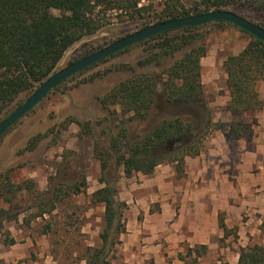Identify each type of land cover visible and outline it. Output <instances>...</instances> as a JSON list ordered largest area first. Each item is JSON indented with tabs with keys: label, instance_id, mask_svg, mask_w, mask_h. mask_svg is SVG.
<instances>
[{
	"label": "trees",
	"instance_id": "16d2710c",
	"mask_svg": "<svg viewBox=\"0 0 264 264\" xmlns=\"http://www.w3.org/2000/svg\"><path fill=\"white\" fill-rule=\"evenodd\" d=\"M142 1L148 0H0V112L13 104L18 105L17 110L22 97L32 95L56 71L69 49L110 25L109 12L117 13L122 21L144 20L148 15L149 20L157 19L155 24L210 11H231L243 17L233 11L237 6L264 12V0H167L160 12H155L152 5L141 6ZM55 10L59 15L53 13ZM150 26L147 22L144 28ZM228 26L238 28L218 21L157 34L84 69L55 88L134 49L141 48L144 53L134 62L116 65V71L127 74L126 79L98 98L103 121L97 127L102 128L103 135H109L107 142L96 140L91 123L68 119L60 125L66 131L76 124L85 135L95 139V155L101 167L99 183L103 187L92 194V201L104 206L105 226L100 234L101 246H87L81 253L86 264H110L121 236L127 233V203L118 200L117 184L122 176H151L163 164L174 165L176 173L183 176L186 158L199 156L216 131L224 134L232 151L241 140L251 142L256 136L258 115L264 109L259 90L264 81V41L238 28L251 40L240 53L227 56L223 63L230 98L225 111L230 122H214L204 96L201 62L209 52L210 29ZM178 54L182 57L171 62ZM88 55L89 51L85 53ZM95 78L93 75L81 83ZM118 112L124 119L116 132L113 125ZM247 116L252 117L250 121ZM134 121L145 124L131 133L127 124ZM40 138H33L27 150L36 149ZM13 172L10 168L0 174V228L5 223H18L21 217L29 226L35 219L52 215L66 199L87 190V177L83 176L80 182L59 183L42 193L33 180L15 183ZM25 190L36 192V201L22 208L17 200ZM219 227L224 233L222 242L238 235V228L226 225L224 213L219 214ZM4 244L15 245L16 240L6 239ZM207 250L206 245H197L178 257L185 264H199ZM237 253V264H264L262 244L240 247ZM193 254L195 258L190 260Z\"/></svg>",
	"mask_w": 264,
	"mask_h": 264
},
{
	"label": "rangeland",
	"instance_id": "374dc122",
	"mask_svg": "<svg viewBox=\"0 0 264 264\" xmlns=\"http://www.w3.org/2000/svg\"><path fill=\"white\" fill-rule=\"evenodd\" d=\"M166 1H142L141 6L152 5L155 12H160ZM233 11L254 23L264 25V12L238 6L234 7ZM53 13L59 15L56 10ZM146 16L144 20L122 21L117 17V13L109 12L107 18L111 24L69 49L55 72L86 57L85 53L88 51L90 54L95 53L117 40L144 29L147 22L150 25L156 23L157 19L149 20L148 15ZM250 40L248 35L232 26L210 29L207 39L209 52L202 70L205 80L204 96L216 122L231 121L229 113V118L224 115L226 112L223 106L230 98L226 89L223 63L227 56L240 53ZM143 54L141 48L134 49L131 53L102 63L59 89L53 90L1 138L0 174L13 168L12 179L15 183L33 180L37 191L42 193L54 189L59 183L70 185L80 182L81 178L86 176L87 190L84 194L66 199L57 206L52 215L35 219L29 226L23 222L24 217H21L18 223L11 222L0 228V264H86L81 260V253L85 247L101 246L100 234L105 226V209L103 205L92 201V194L103 187L99 183L101 167L95 155V139L85 135L76 124L70 125L66 131H63L60 125L68 119L91 123L94 126L96 140L101 143L107 142L109 135H103L102 128L97 127V123L103 121L98 98L106 95L119 82L126 79L127 74L124 71H116V65L134 62ZM181 57L182 54H178L171 62ZM93 75L96 76L94 81L81 83ZM30 96L31 94L22 97L20 103L23 104ZM17 106L13 104L0 112V122L12 114ZM251 118L247 116L246 119L250 121ZM115 119L116 123L113 127L118 132L122 128L121 122L124 117L118 112ZM104 124L102 127L105 126ZM143 125L138 121L127 124L131 133ZM39 135L41 138L36 149L27 150L30 141ZM210 142V140L206 142L203 151L211 147ZM235 152L237 150L232 151L233 154ZM165 168L174 174L173 181L180 187L184 174L182 176L176 173L172 164H163L160 169ZM138 174H135L131 180L122 176L117 184L118 200L127 203L124 212L127 233L121 236V244L116 247L110 264H185L179 260V254H186L189 247H195L197 244L191 246L194 242L189 244L187 241H182L179 243L180 250L172 252L169 249L168 243L165 242L166 231L168 225L176 220L166 223L154 217L162 211V203L157 199H165V194L168 192L155 188L153 192L157 193L156 197L135 189L134 184L140 182ZM252 200L257 199L251 196L248 205L251 210L247 209L241 214L242 221L248 222V225L245 228H238L240 234H233L223 242L222 238L213 237L206 245L208 250L199 259V264H237L239 257L237 252L240 247H248L256 243L264 245V213L260 212L259 206L252 204ZM34 201H36V192L25 190L23 194H19L17 204L25 208ZM31 212L26 214L27 218H30ZM145 219L149 226L148 235L145 236L150 237L147 240L150 251H146L143 254L145 258L141 260L134 256L140 254L142 241L140 238L130 236L128 230H136ZM11 238L16 240L15 245L4 244L6 239ZM155 246H158L157 249L152 248ZM193 258L195 254L190 260Z\"/></svg>",
	"mask_w": 264,
	"mask_h": 264
},
{
	"label": "crops",
	"instance_id": "0c3cea01",
	"mask_svg": "<svg viewBox=\"0 0 264 264\" xmlns=\"http://www.w3.org/2000/svg\"><path fill=\"white\" fill-rule=\"evenodd\" d=\"M205 58L201 62L202 69ZM224 79L227 81L226 74ZM201 80L205 87L203 70ZM259 90L264 100V81L260 82ZM224 115L229 118L227 112ZM258 120L254 140H241L234 154L229 149L224 134L216 131L209 138L211 147L195 158H186L180 187L173 181V173L167 168L160 169L162 165L156 168L152 177L138 174L140 182L134 184L135 189L150 196L157 195L153 192L155 188L168 192L165 199H157L162 203V211L154 217L166 223L176 220L168 225L165 237L172 252L180 250L179 243L182 241L189 244L194 242L191 246L208 245L213 237L223 238L224 233L219 227L220 213L225 214L228 228H245L248 222L242 221L241 214L247 209L251 210L248 207L251 196L257 199L252 200V204L259 206L260 212L264 213V109ZM6 224L11 222L4 225ZM148 227L145 219L136 230H128L130 236L142 241L140 254L134 256L136 259L143 260V254L150 251L147 241L150 237L145 236L148 235ZM158 246L152 248L157 249Z\"/></svg>",
	"mask_w": 264,
	"mask_h": 264
},
{
	"label": "water",
	"instance_id": "95a60500",
	"mask_svg": "<svg viewBox=\"0 0 264 264\" xmlns=\"http://www.w3.org/2000/svg\"><path fill=\"white\" fill-rule=\"evenodd\" d=\"M218 21L231 23L245 32L264 41V27L231 11H210L152 25L120 40H117L109 46L70 64L64 69L53 73L17 110L10 114L5 120L0 122V138H2L8 132V130L16 125L21 119L28 115L57 86L84 69L157 34L186 27H200Z\"/></svg>",
	"mask_w": 264,
	"mask_h": 264
}]
</instances>
